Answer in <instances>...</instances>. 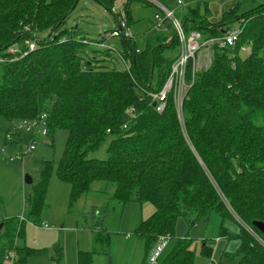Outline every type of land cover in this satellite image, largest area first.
<instances>
[{"label": "trees", "instance_id": "trees-1", "mask_svg": "<svg viewBox=\"0 0 264 264\" xmlns=\"http://www.w3.org/2000/svg\"><path fill=\"white\" fill-rule=\"evenodd\" d=\"M95 1L115 18V0ZM134 1L144 0L123 4L128 26ZM261 1L242 11L248 0H241L217 23L210 20L208 1L181 8L186 32L196 31L204 40L221 37L237 23L244 29L235 46H213L211 65L196 74L187 93L181 123L172 95L162 113L152 106L150 96L162 89L177 60L176 55H165L179 46L173 28L169 36L158 32L162 44L156 47L140 49L131 44L133 40H122L121 55L130 65L129 73L100 65L106 61L100 55L108 58L109 51L85 52L87 43L68 28L80 0H0V117L13 123L47 114L48 134L68 132L60 162L43 164L40 182L30 194L27 218H40L56 170L59 179L71 185V208L95 182L114 185V198L123 205L154 207L135 231L145 244L143 264L161 237L174 241L161 264H196L194 240L189 234L176 236L180 219L189 230L214 220V237L240 241L236 252L225 254L227 258L238 264H264V245L247 229L264 242L253 225L264 223ZM31 39L37 41L35 51L23 57L9 53L12 47L27 53ZM246 48L250 52L243 57ZM187 79L192 81L191 70ZM103 147L105 158H94ZM19 220L0 221V264L11 253L18 257L13 264H26L29 257L46 253L18 247L25 223ZM226 221L240 225L239 233H231ZM201 244V255L210 258L213 239L203 238ZM55 249L61 264L62 249ZM94 254L79 252L78 264H94Z\"/></svg>", "mask_w": 264, "mask_h": 264}, {"label": "rangeland", "instance_id": "rangeland-1", "mask_svg": "<svg viewBox=\"0 0 264 264\" xmlns=\"http://www.w3.org/2000/svg\"><path fill=\"white\" fill-rule=\"evenodd\" d=\"M183 1L189 6H195L194 2L200 0ZM201 1L209 2L210 20L217 23L222 15L234 9L241 0ZM249 1L241 9L242 11L256 8L262 3L261 0H256L255 3ZM171 2L173 0H163L162 4L176 10V17L183 21L185 9L177 8V0L174 4H170ZM130 10L132 19L129 28L134 34L131 44L134 45L135 42L140 49L162 44L159 33L153 28L156 6L145 1H134ZM237 25L238 23L234 24V27ZM67 26L71 31L77 32V40L87 43L84 44V48L85 52L89 53L93 50L103 51L96 45L101 41L100 34L113 31L117 27V22L112 14L95 0H80L70 15ZM204 41V39L200 40L199 54L210 53L211 55L212 49L204 46ZM20 44L23 46L22 41ZM107 45L112 51L109 52V58H106V61L101 62L100 65L110 67L112 64L110 62L115 61V66L123 68V64L118 63L119 53L124 50L122 40L113 38L107 41ZM245 50L242 51V55L249 54L250 48ZM179 54L178 45L165 51V55L168 57L176 55L178 58ZM204 70L207 69L204 67L201 71ZM180 120L182 123V118ZM12 127V123L0 117V220L6 217L20 219L25 215L24 233L17 240L18 247H28L46 252L41 256L29 257L26 264H54V260L59 257L55 248L59 247L63 252L61 264H78L79 252H94V264H143L145 244L135 231L143 220L150 217L149 209H154V207L149 204H121L114 198L115 187L110 183L95 182L91 191L71 208V185L61 181L54 170L46 194V205L40 218L38 220L32 218L34 220L31 219V221L27 218L30 194L33 187L40 182L43 164L46 161L56 164L60 162L64 156L68 132L57 130L54 134L43 136L42 130L39 128V134L34 138L33 133L22 132L12 139H7L6 135L12 131ZM33 140L36 143V149L32 153H27ZM104 148L93 157L104 159L106 156ZM26 175L32 177L31 185L25 184ZM45 223L48 225L47 227ZM227 224L232 232H237L240 229V225L233 221H226ZM207 227L205 222H200L189 230L186 221L180 219L176 228V236L183 238L189 234L190 238L194 240L196 264H211V262L235 264L236 261L228 262L226 256L223 255L227 245L225 239L217 238L214 252L210 258L201 255L202 239H213L216 235L217 226L214 225V220ZM173 244L174 241L168 242L160 259L161 262ZM230 248H232L231 245ZM14 258L18 259L17 256ZM12 263L9 259L4 262V264Z\"/></svg>", "mask_w": 264, "mask_h": 264}, {"label": "built area", "instance_id": "built-area-1", "mask_svg": "<svg viewBox=\"0 0 264 264\" xmlns=\"http://www.w3.org/2000/svg\"><path fill=\"white\" fill-rule=\"evenodd\" d=\"M149 4H154L157 8V11L154 15V30L157 32L165 31L166 24H170L174 29L178 43L180 54L177 60L171 67L170 74L162 87V89L154 94H151V104L157 112L162 113L166 109L167 103L169 101L170 96L172 95L175 108L178 114L179 119L182 118L183 121V107L184 101L187 97V93L191 86L194 83V79L196 74L201 72V70L205 67L209 68L212 62V53H205L204 55L199 54L201 50L200 40H202V36L200 33L196 31H192L191 33H187L182 21H180L176 17V10H172L167 6L160 3L158 0H144ZM122 0H115V5L112 9V13L115 16V21L117 22V27L111 32H104L100 34L101 41L96 45L98 48L104 51H112V49L107 45V41L113 38L121 39V40H134V34L130 30L126 18V14L123 8ZM183 0H178L177 8L184 7ZM242 24L238 23L235 27H229L226 31L223 32L221 37L212 38L204 41V46L209 47L210 49L213 46H217L220 49H224L227 47H233L239 41L242 36L244 29ZM28 52L23 53L18 50V48L12 47L9 49L10 54H20L22 57L27 55L30 52H33L37 49V41L34 39L28 40ZM245 50V49H243ZM3 60L0 59V62ZM118 63L123 64V68H115L125 70L130 73V65L124 60L121 53H119ZM191 70L192 81L189 82L187 79V74ZM47 114L40 115L38 118L33 120H21L13 122L12 131L7 133V139L14 138L17 134H21L22 132L33 133V138L37 136L39 128H41V134L43 136L48 135L47 129ZM181 121V120H180ZM126 128V126H124ZM36 149V143L33 140L29 148L27 149V153H32ZM25 217H20L21 221H24ZM46 227L48 225H45ZM248 231L256 237V239L264 245L262 239H260L256 234L250 229L247 228ZM170 239L168 237H161L157 244L155 245L153 251L150 253L147 264H161V257L164 253L165 247L167 246ZM15 255L11 253L8 256L9 260H14ZM211 264H215L211 262Z\"/></svg>", "mask_w": 264, "mask_h": 264}, {"label": "crops", "instance_id": "crops-1", "mask_svg": "<svg viewBox=\"0 0 264 264\" xmlns=\"http://www.w3.org/2000/svg\"><path fill=\"white\" fill-rule=\"evenodd\" d=\"M177 2H178V0H177ZM184 2V5L185 6H188V4L185 2V1H183ZM197 1H195L194 3H196ZM122 3H126V0H123L122 1ZM175 3V0H173V2H171L170 4H174ZM191 3H193V2H191ZM155 15V14H154ZM219 21V20H218ZM232 27H234V25L232 26ZM171 31H172V26L170 25V24H166V30L163 32V34L164 35H167V36H169L170 34H171ZM246 51V50H245ZM100 56H102L101 57V59L100 60H106V58L105 57H103V55H100ZM243 57H246L247 56V54L246 55H242ZM109 58V57H108ZM110 63H112L111 64V66L112 67H116L115 66V64H116V62L115 61H111ZM114 65V66H113ZM81 200V199H80ZM150 205V204H149ZM150 206H152V205H150ZM146 208H149V207H146ZM150 210V212H149V216H151L153 213H154V209H149ZM148 210V211H149ZM22 216V215H21ZM24 217H25V215H23ZM7 218V217H6ZM148 219V218H147ZM2 220V219H1ZM0 220V221H1ZM24 221H26V218L24 219ZM144 221V220H143ZM45 225H47L46 223H45ZM225 225H226V223H225ZM226 227L229 229V227H228V224L226 225ZM229 231L231 232V233H233V234H238L239 233V231H240V229H239V231H237V232H232L230 229H229ZM217 238H219V237H213V241H214V244H212V249H213V252H214V248H215V245H216V240H217ZM221 239H225V240H227V245H226V247H225V249H224V252H223V255L225 256V254L226 253H234V252H236L237 250H238V248H239V246H240V241L239 240H228V239H226V238H221ZM230 245L232 246V248H230ZM55 252H56V250H55ZM58 254V253H57ZM213 254V253H212ZM78 256H79V254H78ZM227 258V257H226ZM15 259V258H14ZM12 261V260H11ZM14 261V260H13ZM12 261V262H13ZM78 261V260H77ZM227 261L229 262H235V260H231V259H229V258H227ZM13 264V263H12ZM54 264H57V260H54ZM235 264H238V261L236 260V263Z\"/></svg>", "mask_w": 264, "mask_h": 264}, {"label": "water", "instance_id": "water-1", "mask_svg": "<svg viewBox=\"0 0 264 264\" xmlns=\"http://www.w3.org/2000/svg\"><path fill=\"white\" fill-rule=\"evenodd\" d=\"M153 106L155 107L156 105L154 104ZM24 181H25V184H28V185H31L33 183V179L29 175L25 176ZM253 225L256 229H258L264 235V223L263 222H254ZM1 227L2 225H0V229Z\"/></svg>", "mask_w": 264, "mask_h": 264}]
</instances>
